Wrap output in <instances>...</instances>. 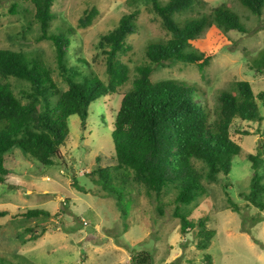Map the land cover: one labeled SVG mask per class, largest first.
Returning a JSON list of instances; mask_svg holds the SVG:
<instances>
[{
    "label": "rangeland",
    "instance_id": "1",
    "mask_svg": "<svg viewBox=\"0 0 264 264\" xmlns=\"http://www.w3.org/2000/svg\"><path fill=\"white\" fill-rule=\"evenodd\" d=\"M12 2L18 5L17 13L9 12ZM205 2L207 11L226 4L238 14L247 31H228L232 42L217 49L202 72L194 64L173 62L152 65L150 78L152 81L173 78L196 85L214 108L219 90L235 80L250 81L255 92L264 90V66L258 71L256 67V61L258 64L264 54V8L256 15L238 0ZM92 7L97 9V15L90 25L80 27V16ZM22 8L28 11L23 12ZM51 8L54 18L50 31L71 30L66 33L70 38L67 66L76 65L105 81L104 55L96 47L98 38L116 26L123 14L137 11V29L126 38L131 49L120 56L129 68L128 80L118 87L117 93L92 101L83 125L77 114L68 117V139L60 146V158H54L52 164H40L17 147L6 154L8 173L6 181L0 184V210L8 212L0 217V256L4 261L7 264H207L209 255L210 264H264V209L259 210L245 199L254 172L246 157L256 152L258 141L264 136V117L261 121L233 120L230 134L241 151L233 158L230 172L220 173L215 183L204 182L207 194L191 204L176 203V191L172 187L156 197L134 182L123 188L110 175L111 184L124 194L127 215L123 216L114 196L103 188L98 173L93 176L89 173L114 164L111 131L120 98L137 75L136 67L148 61L144 54L147 43L164 41L170 33L152 9L151 0H54ZM32 14L33 6L28 1L0 0V48L39 56L52 70L58 87L65 90L67 83L56 64L55 46L50 40L36 41L39 30ZM28 19L32 21L26 30ZM218 30L216 26L206 27L196 43L215 48L210 36ZM8 80L18 97L22 89L28 88L25 81L14 77ZM257 103L264 116V103L260 99ZM229 196L239 206V212L229 207ZM29 208L47 210L51 216L26 220L16 215L19 209ZM175 210L190 211L188 218L194 227L182 233ZM200 218L207 219L205 228L214 230L206 248L197 245ZM26 226L39 233L38 238L28 240L31 233L23 232ZM42 226L47 228L43 234ZM19 233H24V242L18 238ZM134 255L146 259L138 263L131 260Z\"/></svg>",
    "mask_w": 264,
    "mask_h": 264
},
{
    "label": "trees",
    "instance_id": "2",
    "mask_svg": "<svg viewBox=\"0 0 264 264\" xmlns=\"http://www.w3.org/2000/svg\"><path fill=\"white\" fill-rule=\"evenodd\" d=\"M24 1L33 6V20L39 30L36 41L50 40L55 46L56 64L67 88L63 90L58 87L52 70L39 56L0 48V184L6 181L8 173L6 154L15 147L43 165H50L54 158H60V146L69 135L68 117L77 114L83 125L92 101L117 93L118 87L127 82L129 68L120 56L131 49L126 38L137 29V11H133L123 14L116 26L99 36L96 47L104 55L105 81L76 65L67 66L70 38L66 33L71 30L50 31L54 0ZM238 1L256 15H260L264 8V0ZM151 2L152 9L160 17L170 37L147 43L144 54L148 61L136 67L137 75L120 98L111 131L114 164L98 167L89 173L92 176L98 173L103 180V188L114 196L123 216L127 215L124 194L111 184L110 175L123 188L134 182L156 197L165 188L172 187L176 191V203L191 204L207 194L204 182L215 183L220 173L227 175L230 172L233 158L240 153L241 146L230 134L233 120L261 121L264 117L257 103V99L264 103V90L255 92L248 80H235L229 87L220 89L214 108L208 105L204 91L196 85L173 78L151 80L152 65L184 62L196 65L198 71L202 72L217 49L232 42L228 31H247L238 14L224 3L207 11L205 0ZM22 11L28 10L22 8ZM9 12H18L16 2L10 4ZM95 15L96 8L85 9L78 25L87 27ZM31 21L26 20V30L31 26ZM211 26L220 29L210 36L215 48L200 47L196 43L197 38L206 27ZM258 60L257 71L264 66V54ZM79 61L86 63L83 58H79ZM9 77L28 84V88L20 91L21 97L13 92ZM263 137L258 141L256 152L246 157L254 172L245 199L259 210L264 209V183H261L264 176ZM228 204L233 211H240L230 196ZM189 212H174L180 218L182 233L194 227L188 218ZM6 214V210H0V217ZM16 215L26 220L51 216L49 211L40 208L19 209ZM206 220L200 218L198 221L199 248L209 246L214 236V230L205 228ZM41 230L43 234L46 226H42ZM23 232L31 233L28 240L40 235L31 226H26ZM24 233L18 234L23 242L26 240ZM145 259L142 255L131 257L132 261L138 263ZM207 259V264H210L209 255ZM0 264H7L1 256Z\"/></svg>",
    "mask_w": 264,
    "mask_h": 264
}]
</instances>
